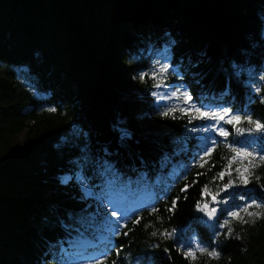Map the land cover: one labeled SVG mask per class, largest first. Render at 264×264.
I'll list each match as a JSON object with an SVG mask.
<instances>
[{"label":"trees","instance_id":"trees-1","mask_svg":"<svg viewBox=\"0 0 264 264\" xmlns=\"http://www.w3.org/2000/svg\"><path fill=\"white\" fill-rule=\"evenodd\" d=\"M164 41H175L178 62L199 61L194 70L203 73L202 85L218 93L233 62L264 68V0H0V264H51L49 244L66 241L59 220L68 213L80 215L85 207L99 217L107 213L106 219L95 220L90 230L95 236L111 218V200H124L131 212L120 229L128 235H113L107 264H264V219L233 222L232 238L220 235L213 244L215 232L226 229L206 226L195 207L205 184L216 191L223 183L213 177L225 163L221 157L231 155L224 138L215 137L218 145L205 168L193 167L200 143L195 137L205 134L188 133L186 127L193 125L186 120H161L148 84L130 79L129 61ZM189 83L197 95H208L202 85ZM231 83L232 95L224 99L264 123V104L258 98L249 103L243 85ZM218 101L209 95L205 103ZM205 123L212 122L194 121L196 126ZM223 126L230 133L227 142L251 140ZM118 128L130 136L122 140ZM77 131L86 135L77 136ZM85 143L96 158L107 149L108 160L123 177L113 186L93 179L92 191L105 197L102 206L94 198L83 201L76 186L78 169L72 161ZM249 150L258 151L259 145ZM164 153L175 155L161 169ZM185 166L187 179H177ZM143 172L150 177L147 182L138 179ZM198 172L204 174L197 177ZM66 174L74 176L69 185L60 183ZM255 174L264 183V166ZM185 184L190 187L182 193ZM256 188L253 180L249 194L264 196ZM149 191L155 193L153 200L143 198ZM177 197L174 211H168ZM238 197L239 192L230 203H242ZM137 218L140 223L134 224ZM173 229L175 239L159 235ZM176 240L217 247L221 257L197 253L195 261L185 259ZM64 247L70 248L69 243ZM116 248L122 249L119 256ZM93 253L92 246L72 259L78 262Z\"/></svg>","mask_w":264,"mask_h":264},{"label":"snow or ice","instance_id":"snow-or-ice-1","mask_svg":"<svg viewBox=\"0 0 264 264\" xmlns=\"http://www.w3.org/2000/svg\"><path fill=\"white\" fill-rule=\"evenodd\" d=\"M175 41H164L163 46H152L145 48L143 52L138 54L135 59L129 61L128 71L133 73L130 77L132 81H139L141 84H148L146 89L147 94L154 99L153 110L161 120H186L187 124L193 125L187 128L188 133H197L205 135H197L195 137L200 143L196 145L197 151L193 153V167L205 168L215 152L218 145V140L215 137H223L225 140V147L229 150L231 155L221 157L225 161L220 170L216 172L213 181L219 180L223 183L217 187L216 191H212L207 184L201 190V200L196 202V210L203 213L210 221H214L212 227L214 229H226L225 232L216 231L213 244L217 243V238L224 235L225 240L232 238L233 222H238L241 225L255 223L256 220L264 219V196L255 198L249 194L248 186L255 180L257 188L256 191L264 193V183H260L261 177L256 175V170L264 166V123L259 120H254L250 114L243 113L242 109H237L233 104L227 102L224 98L232 95V80H236L242 84L248 92V100L251 103L254 99H259L261 104H264V68L247 67L243 62H233L228 70V79L225 82L223 89L215 93L213 89L202 85L203 73L195 71L199 65L189 61L187 66L183 61L175 59L174 51ZM150 61L147 69L141 67L145 61ZM194 81L198 86L208 92V95H197L191 90L189 80ZM149 82H151L149 84ZM253 93L255 95H253ZM209 95L212 101H219L215 103H205L209 100ZM203 97V98H202ZM150 103H153L150 101ZM49 112H55L56 108L47 109ZM194 121H205L212 123H205L196 126ZM247 123L248 128H243L240 125ZM223 125H230L238 136L247 135L251 140L247 143L241 141L227 142L229 131ZM120 138L123 140L130 136L126 128L117 129ZM77 136L86 135L82 131H77ZM187 137H185V147L183 151H188ZM252 144H258L259 150H249ZM79 155L72 164L78 171L75 173L76 186L78 187L81 199L85 202L89 198H94L103 205V197L100 194L94 193L92 188L95 187L93 179L98 177L101 181L109 186L123 183L122 174L119 170L108 160L109 153L107 149L104 150V155L101 158H96L90 154V149L87 143L79 150ZM175 153H164L160 159L161 169H166L171 163V157ZM215 167V165H212ZM187 166L179 169L177 172V179L184 176ZM211 169H209L210 171ZM95 173V177L91 173ZM204 173H197V177ZM227 177L226 182L225 178ZM138 179L147 182L150 177L146 172L140 173ZM74 176L66 174L60 178V183L69 185L73 182ZM193 183H196L194 180ZM190 185L185 184L181 188V192H187ZM239 192L240 204H232L230 200L234 198ZM172 201V208L167 209L172 212L178 201ZM223 205L224 207H219ZM252 209H255L253 211ZM158 210L153 206L152 213ZM224 213H227L226 217ZM244 215H241V214ZM111 217H115L114 223L110 224L111 234L114 236H127L128 232H121L120 229L126 227L120 224L121 219H126L122 214L118 215L117 209L111 210ZM97 218L106 219L107 213L104 217H99L97 214H89L88 207L81 209V214L68 213L65 219L59 220V225L66 232V241L57 240L49 244L48 257L51 258V264H107L109 253L112 251V246L108 247V251L101 252L99 256L89 257L75 261L72 257L83 255L89 247L94 246L98 241V237L91 233L92 226ZM221 218L222 222H221ZM134 224L140 223V218L133 221ZM147 227V226H146ZM73 233L76 235L73 236ZM153 237L157 236V232L151 233ZM159 235L164 239H175L176 229L171 232L164 230ZM235 239L239 240L240 236L236 235ZM68 242L70 248H65L64 243ZM179 244V250L182 251L185 259L195 261L197 253L206 255L209 259H219L221 252L217 247H208L199 241L189 242L187 244ZM158 248L159 245H154ZM122 249L116 248V255L119 256ZM164 252H169L168 248ZM59 257L57 260L56 257ZM46 257V259L48 258ZM112 264H116L115 261Z\"/></svg>","mask_w":264,"mask_h":264},{"label":"rangeland","instance_id":"rangeland-1","mask_svg":"<svg viewBox=\"0 0 264 264\" xmlns=\"http://www.w3.org/2000/svg\"><path fill=\"white\" fill-rule=\"evenodd\" d=\"M117 206L122 209L123 212L125 211L123 202H117Z\"/></svg>","mask_w":264,"mask_h":264},{"label":"water","instance_id":"water-1","mask_svg":"<svg viewBox=\"0 0 264 264\" xmlns=\"http://www.w3.org/2000/svg\"><path fill=\"white\" fill-rule=\"evenodd\" d=\"M204 221L206 225H212L214 223V221H210L206 216H205Z\"/></svg>","mask_w":264,"mask_h":264},{"label":"bare ground","instance_id":"bare-ground-1","mask_svg":"<svg viewBox=\"0 0 264 264\" xmlns=\"http://www.w3.org/2000/svg\"><path fill=\"white\" fill-rule=\"evenodd\" d=\"M106 247H109V243L106 245Z\"/></svg>","mask_w":264,"mask_h":264}]
</instances>
